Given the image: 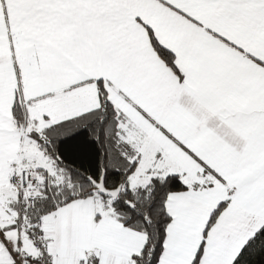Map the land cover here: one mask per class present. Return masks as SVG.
<instances>
[{
    "label": "snow or ice",
    "instance_id": "obj_1",
    "mask_svg": "<svg viewBox=\"0 0 264 264\" xmlns=\"http://www.w3.org/2000/svg\"><path fill=\"white\" fill-rule=\"evenodd\" d=\"M0 264H264V0H0Z\"/></svg>",
    "mask_w": 264,
    "mask_h": 264
}]
</instances>
